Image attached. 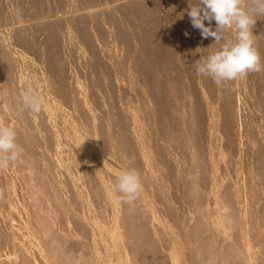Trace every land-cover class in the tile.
<instances>
[{"label": "rangeland", "instance_id": "obj_1", "mask_svg": "<svg viewBox=\"0 0 264 264\" xmlns=\"http://www.w3.org/2000/svg\"><path fill=\"white\" fill-rule=\"evenodd\" d=\"M92 1L0 0V124L23 149L0 168V255L264 264V70L219 85L199 74L221 45L192 27V0ZM253 35L264 65V16ZM28 89L39 114L20 111ZM130 169L142 188L125 203L116 182Z\"/></svg>", "mask_w": 264, "mask_h": 264}, {"label": "clouds", "instance_id": "obj_2", "mask_svg": "<svg viewBox=\"0 0 264 264\" xmlns=\"http://www.w3.org/2000/svg\"><path fill=\"white\" fill-rule=\"evenodd\" d=\"M189 8L187 15L192 27L199 29L203 38L214 37L213 44L221 45L218 51L197 60L199 74L210 77L219 85L264 70L253 35L257 17L264 16V0H194L189 3ZM205 21L209 26H205ZM213 21L216 23L215 30L211 27ZM226 30L235 32L234 41L226 39ZM184 34L190 35L187 31ZM42 105L41 96L28 89L21 97L20 111L39 114ZM22 153L15 129L0 124V168L17 161ZM141 188L140 175L135 169L122 171L118 175L116 189L122 194V202H133Z\"/></svg>", "mask_w": 264, "mask_h": 264}, {"label": "bare ground", "instance_id": "obj_3", "mask_svg": "<svg viewBox=\"0 0 264 264\" xmlns=\"http://www.w3.org/2000/svg\"><path fill=\"white\" fill-rule=\"evenodd\" d=\"M55 1H56V0H55ZM83 1H84V3H86V4L88 3V0H83ZM85 1H87V2H85ZM90 1H92V0H89V2H90ZM93 1H94V0H93ZM93 1H92V2H93ZM184 1H185V0H184ZM50 2H51V1H50ZM79 2L81 3L82 1H79ZM187 2H188V0H187ZM189 2L192 3V2H194V1L192 0V1H189ZM189 2L187 3V5L189 4ZM36 3H38V2H36ZM42 4H43V3H42ZM49 4H50V3H49ZM65 4H66V3H65ZM88 4H89V3H88ZM43 5H45V4H43ZM57 5H58V4H57ZM59 5H61V4H59ZM106 6H107V5H106ZM34 7H35V6H34ZM37 7H38V6H37ZM37 7H36V8H37ZM46 7H47V6H46ZM50 7H51V6H50ZM62 7H63V6H62ZM139 7H141V6H139ZM142 7H143V6H142ZM142 7H141V8H137V10L142 9ZM43 8H44V7H43ZM143 8H144V7H143ZM32 9H33V8H32ZM51 9H52V8H51ZM61 9H62V8H61ZM53 10H54V9H53ZM57 10H59V9L57 8ZM127 10H128V9H127ZM130 10H131V9H129L128 12H131V11H132V10H131V11H130ZM143 10L145 11L146 8L142 9L141 11L139 10L138 12H140V14L137 15L136 13L133 12L134 15H133V14H132V15L134 16V17H133V18H134V21L136 20V19H135V16H137V19H139V20L141 19V20H142V21H140V22H141L140 25L143 24V29H142L141 26H138L136 30L138 31V28L140 27V31H139V33L143 31L142 34H141V36H143L144 33L146 34L147 37L145 38V39H146L145 42L147 43V39H149V38L151 37V35H149V33H148L150 28H149V29H146V32H147V30H148L147 33H146L145 30H144V29H145L144 26L147 25V24H146V23H147V19H146V21L144 20V22H146V23H145L146 25H144V23H142V22H143V19L141 18L142 16H144V15H141V12H142ZM33 11H35V10H33ZM38 11H39V10H38ZM48 11H49V10H48ZM90 11H91V10H90ZM35 12H36V11H35ZM35 12H34V13H35ZM51 12H52V11H51ZM126 12H127V11H126ZM128 12H127V14H126V15L128 16V18H129V17H132V15H128V14H130V13H128ZM145 12H146V11H145ZM145 12H144L143 14H146ZM29 13H30V11H29ZM87 13H88V11H87ZM124 13H125V12H124ZM124 13H123V14H124ZM148 13H149V12H147V15H148ZM31 14H32V13H31ZM60 14H61V13H60ZM26 15H27V13H26ZM66 15H67V14H66ZM126 15H125V16H126ZM139 15H141L140 18H138ZM127 16H126V17H127ZM126 17H125V18H126ZM121 18H122V17H121ZM123 18H124V17H123ZM125 18H124V19H125ZM133 18H132V20H133ZM130 20H131V19H130ZM130 20H128V21H130ZM132 20H131V21H132ZM139 20H138V22H139ZM116 21L119 22L120 20L117 19ZM116 21H115V22H116ZM121 21H122V20H121ZM149 21H150V20H148V22H149ZM115 22H114V23H115ZM118 22H116V25H119V24H120V23L118 24ZM123 22H124V21H123ZM123 22H122V24H123ZM126 22H127V21H126ZM135 22H136V21H135ZM135 22H134V23H135ZM129 23H130V22H129ZM136 23H137V22H136ZM20 24H22V23H20ZM122 24H121V25H122ZM130 24H131V23H130ZM138 24H139V23H138ZM80 25H81V24H80ZM80 25H79V26H80ZM132 25H134V24L132 23ZM83 26H84V25H83ZM83 26H81V28H82ZM130 26H131V25H130ZM147 26H148V25H147ZM81 28H80V30H81ZM86 28H87V27H86ZM118 28H119V27H118ZM120 28L123 29L122 27H120ZM78 29H79V27H77V31H78ZM82 29H83V31L81 30L82 32H81V31H78V32H80V34L83 33L84 31L86 32V30H87L88 28H87V29L82 28ZM99 29H100V28H97L96 30H99ZM121 29H120V30H121ZM100 30H101V29H100ZM116 30L118 31L119 29H116ZM120 30H119V31H120ZM77 31H76V33H77ZM119 31H118V32H119ZM123 31H127V30H124V29H123V30H121V34H120V32H119V34L122 35V32H123ZM178 31H179V30H178ZM150 32H151V31H150ZM174 32L176 33V30H175ZM179 32L182 33L183 30H182V31L180 30ZM74 33H75V32H74ZM124 33H125V36L127 37V39L129 38L128 41H127V40H124V39L126 38L125 36H124V38H121L120 36H119L120 38H119V37H117V38H119V40L122 39V40H124V41H127V43H125V44H128V42H129V45H131V44H130V41H129V40H130V37H128V36L126 35V34H128V33L123 32V34H124ZM137 33H138V32H137ZM139 33L137 34V36H138V35L140 36ZM181 33H178V34L182 35ZM78 34H79V33H78ZM78 34H76V35H78ZM80 34H79V36H77V37H79V40L82 42V39L84 38V36H85L86 34L88 35V33H86V34L84 33L85 35H83V34L80 35ZM145 34H144V36H145ZM150 34H151V33H150ZM116 35H118V34H116ZM128 35L130 36L131 34H128ZM148 35H149L150 37H148ZM80 36H83V38H80ZM141 36H140V38H141ZM56 37H57V36H56ZM85 37H87V36H85ZM122 37H123V36H122ZM133 37H135V35H133ZM152 37H153V35H152ZM152 37H151V38H152ZM58 38H59V37H58ZM58 38H57V39H58ZM140 38H137V39H140ZM55 39H56V38H55ZM84 39H85V38H84ZM84 39H83V41H84ZM137 39H136V40H137ZM87 40H88V38L85 39L86 43H85V42H83V43H84V44H87V42H88ZM136 40H135V41H136ZM152 40H155L154 37H153L151 40H149V41H152ZM158 40H160V39H158ZM124 41H122L121 43L124 44ZM137 41H138L137 43L141 45V43H142V39H141V40H137ZM139 41H141V43H140ZM149 41H148V44H147V45L150 47V44H151V43H150ZM143 42H144V39H143ZM145 42L142 43V44H145ZM159 42H160V41H159ZM149 43H150V44H149ZM81 44H82V43H81ZM152 44L154 45V43H152ZM152 44H151L150 50H153V51H154L155 49H157V52H156V54H155V55H157V54H158V51H159L158 49H160L161 47H160V48H158V47L155 48V47H154L155 45H156V46L159 45V43H157V42H156V44H155L154 46H152ZM157 44H158V45H157ZM87 45H89V43H88ZM90 45H91V44H90ZM90 45H89V46H90ZM140 45H138V48H139ZM145 45H146V44H145ZM145 45H144V48L147 47V45H146V46H145ZM85 46H86V45H85ZM89 46H88L87 48H89ZM124 46H125V45H124ZM159 46H162V45L160 44ZM74 47H75V46H74ZM126 47H127V48H128V47L131 48V47H133V46H127V45H126ZM149 47H147L145 50L150 51V50H149ZM152 47H154V49H153ZM87 48H86V49H87ZM90 48H91V46H90ZM130 48H129V49H130ZM140 48H141V47H140ZM140 48H139V49H140ZM71 49H72V48H71ZM131 49H132V48H131ZM141 49L143 50V45H142V48H141ZM161 49H162V48H161ZM161 49H160V51H161ZM163 49H164V48H163ZM167 49H168V48H167ZM87 50H88V49H87ZM72 51H74V52H73V54H74V53H75V50L72 49ZM88 51H89V50H88ZM91 51H93V49H92ZM147 51H144V52H147ZM153 51H151L152 54H153ZM151 52H150V53H151ZM154 52H155V51H154ZM75 54H76V53H75ZM91 54H92V53H91ZM92 55H93V54H92ZM92 55H91V56H92ZM153 55H154V54H153ZM75 57H76V56H75ZM75 57H74V58H75ZM95 59H96V58H95ZM95 59H94V60H95ZM92 60H93V59H92ZM94 60H93V61H94ZM94 62H95V61H94ZM98 62H99V61H97V59H96V62L93 63V64H96V63H98ZM91 63H92V62H91ZM134 63H135L136 65H138V64H137V61H134ZM134 66H135V65H134ZM149 78H150V77H148V80H149ZM145 79H147V77H145ZM145 79H144V80H145ZM150 79H151V78H150ZM146 82H147V81H146ZM149 82H150V81H149ZM147 83H148V82H147ZM77 225H78V224H77ZM41 232H42V231H41ZM72 245H73V244H72ZM70 246H71V245H70ZM66 248H67V247H66ZM66 248H65V249H66ZM68 248H69V247H68ZM72 251H73V250H72ZM12 260H13V261H12ZM0 261H2V264H7V262H8L9 264H17V255H16L15 252H12V253H9V252H8V253H3V254L0 255ZM67 263H68V262H67Z\"/></svg>", "mask_w": 264, "mask_h": 264}]
</instances>
